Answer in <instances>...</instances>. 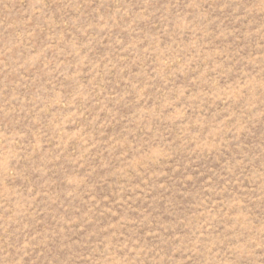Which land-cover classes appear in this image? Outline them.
Returning <instances> with one entry per match:
<instances>
[{
  "label": "rangeland",
  "instance_id": "rangeland-1",
  "mask_svg": "<svg viewBox=\"0 0 264 264\" xmlns=\"http://www.w3.org/2000/svg\"><path fill=\"white\" fill-rule=\"evenodd\" d=\"M0 264H264V0H0Z\"/></svg>",
  "mask_w": 264,
  "mask_h": 264
}]
</instances>
